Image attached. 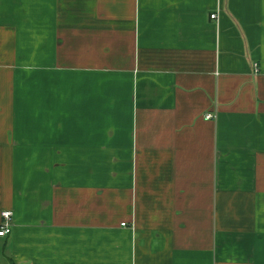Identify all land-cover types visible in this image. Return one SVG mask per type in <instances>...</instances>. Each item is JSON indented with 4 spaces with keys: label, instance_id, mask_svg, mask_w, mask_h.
Returning a JSON list of instances; mask_svg holds the SVG:
<instances>
[{
    "label": "crops",
    "instance_id": "1",
    "mask_svg": "<svg viewBox=\"0 0 264 264\" xmlns=\"http://www.w3.org/2000/svg\"><path fill=\"white\" fill-rule=\"evenodd\" d=\"M4 210L0 264H264V0H0Z\"/></svg>",
    "mask_w": 264,
    "mask_h": 264
},
{
    "label": "built area",
    "instance_id": "2",
    "mask_svg": "<svg viewBox=\"0 0 264 264\" xmlns=\"http://www.w3.org/2000/svg\"><path fill=\"white\" fill-rule=\"evenodd\" d=\"M210 17L216 18V17H218V13L213 12L210 14ZM213 117H214V115H212L211 113H207L204 115L205 119H212ZM11 217H12L11 211L4 210L1 212L2 222L0 223V236H5L11 232V223H10Z\"/></svg>",
    "mask_w": 264,
    "mask_h": 264
}]
</instances>
